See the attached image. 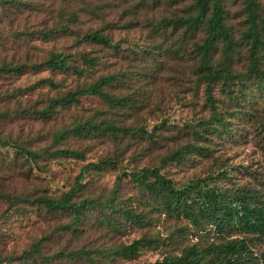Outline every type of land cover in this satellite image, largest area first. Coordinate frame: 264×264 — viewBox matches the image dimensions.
Here are the masks:
<instances>
[{"label": "rangeland", "instance_id": "1", "mask_svg": "<svg viewBox=\"0 0 264 264\" xmlns=\"http://www.w3.org/2000/svg\"><path fill=\"white\" fill-rule=\"evenodd\" d=\"M256 2L264 14V0ZM223 6L238 43L230 66L246 85L232 83V95H227L223 82H215L211 108L198 75L205 26L186 31L159 25L163 18L195 12L192 0H0L1 264H151L165 252H178L196 241L193 232L178 231L188 225L185 219L160 213L157 203L152 206L143 188L128 177H122L114 203L144 210L148 219L138 224L105 206L122 171L159 166L176 151L180 158L160 169L175 185L208 176L211 186H244L264 202V89L246 73L244 0H223ZM94 31L105 34L110 44L82 39ZM220 50L217 43L214 65L222 63ZM54 52L72 54L71 64L83 72L48 67L44 60ZM82 55L96 57V64L85 66ZM108 74L116 77L104 90L126 97L124 105L89 95L49 109L50 99ZM213 112L221 118L218 127H201L199 121ZM86 122L121 129L70 131L54 138L64 128ZM62 148L81 151L83 157L54 153ZM26 151L36 152L35 157ZM102 158H111L115 165L86 172L72 200L98 203L82 209L77 219L70 209H49L34 201L38 196L58 198L75 184L84 164ZM223 170L227 176L218 177ZM14 196L25 199L10 201ZM237 235L234 229L223 236L211 231L202 239ZM142 236L162 243L128 258L110 254ZM250 242L256 260L264 264V239L251 237ZM84 250L90 251L89 257L83 256Z\"/></svg>", "mask_w": 264, "mask_h": 264}, {"label": "trees", "instance_id": "2", "mask_svg": "<svg viewBox=\"0 0 264 264\" xmlns=\"http://www.w3.org/2000/svg\"><path fill=\"white\" fill-rule=\"evenodd\" d=\"M177 2L178 0H170ZM246 10V30L242 38L247 46L246 73L253 77L258 88L264 89V14L257 9L256 0H244ZM195 12L186 16H174L163 18L159 21L161 26L184 27L186 31L194 30L199 26H205L204 36L198 45V75L204 84L206 102L215 107V98L212 95V85L221 80L227 95H232V83L244 87L246 81L234 73L230 63L237 54L238 43L234 40L232 32L225 21L223 0H192ZM82 39L102 44H110V39L98 31L88 32ZM221 45L222 63L214 65L211 58L216 44ZM72 54L54 52L44 60V63L53 69H71L74 73L81 74L82 68L72 65ZM85 66H93L97 58L93 56H80ZM114 74L100 76L96 81L87 86L67 91L65 94L52 98L49 101V109L53 105L67 106L77 102L82 96L94 95L111 104L124 105L126 97H113L104 90L115 79ZM52 83L50 79L46 80ZM49 110H44L43 113ZM205 128L213 124L218 127L221 118L212 113L209 117L199 121ZM119 127L111 124H95L93 122L77 123L71 128H64L61 133L54 134V138L67 134L70 131L81 133L83 130L118 131ZM27 155L34 158L36 152L26 151ZM55 154L63 157L82 158L83 153L78 150L62 148L56 149ZM179 151L168 154L160 160L159 166L144 167L134 171H122L116 178L113 188L105 201V206L113 213L135 223H143L148 219L144 210L127 209L117 207L115 200L120 192L122 177H128L132 182L143 188L144 192L153 201L152 206L160 207V213L176 218H183L188 222L179 232L188 234L193 232L196 241L183 245L178 252H165L161 258L151 264H259L252 248L251 237L264 239V202L259 199L257 192L244 186L234 188H219L211 186L208 176L196 177L186 182L175 185L171 178L160 172L161 167L168 161L178 160ZM111 158H102L96 162H87L81 168L75 178V184L58 198L38 196L34 201L44 204L49 209H70L75 219L79 217L82 209L95 207L96 199L83 198L72 200V195L80 187V183L88 170H102L108 166H114ZM218 177L227 176L226 170L217 174ZM25 198L14 196L10 201L18 202ZM232 229L238 233L234 237H226L221 240L204 241L202 237L215 232L217 236L230 235ZM162 241L154 237H139L127 244L114 247L110 254L122 258H128L136 254L141 248L159 245ZM83 256L89 257L90 251L84 250ZM5 261L0 260V264ZM47 262L48 259L42 260Z\"/></svg>", "mask_w": 264, "mask_h": 264}]
</instances>
